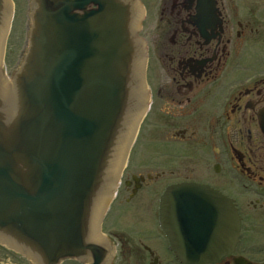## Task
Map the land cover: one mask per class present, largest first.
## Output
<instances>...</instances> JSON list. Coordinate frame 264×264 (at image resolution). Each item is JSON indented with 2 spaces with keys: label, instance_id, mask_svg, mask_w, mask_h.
Instances as JSON below:
<instances>
[{
  "label": "water",
  "instance_id": "obj_1",
  "mask_svg": "<svg viewBox=\"0 0 264 264\" xmlns=\"http://www.w3.org/2000/svg\"><path fill=\"white\" fill-rule=\"evenodd\" d=\"M198 1L206 10L215 3ZM34 3L13 85L0 69V242L33 264H107L101 216L132 145L143 86L135 15L128 0ZM8 12L0 0V52ZM161 203L160 225L184 263L234 250L240 219L231 200L182 184Z\"/></svg>",
  "mask_w": 264,
  "mask_h": 264
},
{
  "label": "flooded vegetation",
  "instance_id": "obj_2",
  "mask_svg": "<svg viewBox=\"0 0 264 264\" xmlns=\"http://www.w3.org/2000/svg\"><path fill=\"white\" fill-rule=\"evenodd\" d=\"M198 4L160 0L152 45L146 41L145 118L157 124L149 147L171 142L175 156L182 149L197 158L189 155L180 170L167 165V154L160 164L132 166L133 148L103 223L110 264H184L160 227V204L170 187L185 183L207 185L233 199L240 216L234 251L208 264H264V71L235 81L239 61L233 51L241 49L234 35L240 41L252 33L251 22H237L235 32L225 0L208 19ZM233 182L238 195L227 191Z\"/></svg>",
  "mask_w": 264,
  "mask_h": 264
},
{
  "label": "rangeland",
  "instance_id": "obj_3",
  "mask_svg": "<svg viewBox=\"0 0 264 264\" xmlns=\"http://www.w3.org/2000/svg\"><path fill=\"white\" fill-rule=\"evenodd\" d=\"M14 1L16 9L8 40L6 58L2 66L5 74L11 79L22 62L24 52L27 47V33L30 24V0ZM143 1L146 3V14L140 35L147 41V43H149V46H151L153 38L152 35L154 34L158 22L160 0ZM225 4L232 17L233 29L235 32L238 30L236 25L237 22H251V28H253L252 33L246 31L243 39L240 41L237 40L234 35V46L238 41L241 49L239 52L233 51V54L239 61V64L235 69L237 71L234 73V78L235 81L243 80V77H247L255 72L264 71V2L263 0H225ZM257 30L260 35L254 36L256 35ZM238 53L242 54L241 58H239ZM235 57L233 56V58ZM152 68L156 69L158 68V65L154 62L152 64ZM243 69L246 73L243 72ZM146 122L147 124H145ZM146 122L142 128V135L138 139L139 141H137L135 146L136 152L134 154L133 163L131 164L132 166H150L152 163L154 164V162L160 164V160L164 156L163 154H167V165L176 166L175 170L178 168V170H180L181 168L183 169L184 164H187L188 160H190L189 155L197 158V156L189 154L187 150H183L184 152H181L182 149H178V156H175L173 153L174 150L177 149V146H175V149L168 147L171 142L169 144L156 143L153 148L149 147V138H151L152 134L151 132L156 130L155 128L157 124H151L148 123V121ZM150 149H153V152H150V154H153L152 156L148 155ZM148 157L152 158L146 162ZM238 190L239 189L237 188L235 182H233L231 186H228L227 189V191L232 195H238L236 194V191ZM109 227L107 231L113 228L110 225ZM0 264H31V262L23 255L0 245Z\"/></svg>",
  "mask_w": 264,
  "mask_h": 264
},
{
  "label": "bare ground",
  "instance_id": "obj_4",
  "mask_svg": "<svg viewBox=\"0 0 264 264\" xmlns=\"http://www.w3.org/2000/svg\"><path fill=\"white\" fill-rule=\"evenodd\" d=\"M142 92H143V91L141 90V87H140V90H139V100H138V110H137L136 117H137L138 113H139L140 110H141L140 101H141V98H142V95H141ZM134 122H135V121H134Z\"/></svg>",
  "mask_w": 264,
  "mask_h": 264
}]
</instances>
